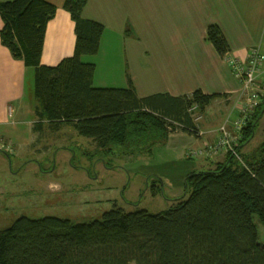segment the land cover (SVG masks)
I'll use <instances>...</instances> for the list:
<instances>
[{"label":"trees","instance_id":"trees-1","mask_svg":"<svg viewBox=\"0 0 264 264\" xmlns=\"http://www.w3.org/2000/svg\"><path fill=\"white\" fill-rule=\"evenodd\" d=\"M88 1L64 2L75 23L76 45L57 65L41 61L57 6L48 0L0 2L3 43L35 69L39 125L54 132L72 126L106 152L128 144L154 147L178 131L198 136L189 110L203 111L220 95L198 89L191 97L141 99L133 84L95 86L96 65L83 57L99 53L105 27L83 16ZM207 39L220 55L229 52L220 26L211 25ZM263 115L264 98L243 131L239 151ZM234 157L229 153L216 169L191 172L185 180L189 196L173 199L176 203L158 214L117 207L89 223L22 216L0 231V264H264V142L245 164Z\"/></svg>","mask_w":264,"mask_h":264},{"label":"crops","instance_id":"crops-1","mask_svg":"<svg viewBox=\"0 0 264 264\" xmlns=\"http://www.w3.org/2000/svg\"><path fill=\"white\" fill-rule=\"evenodd\" d=\"M48 1L57 6V12L47 26L41 61L57 65L74 54L75 23L64 7L65 0ZM83 16L105 27L99 53L94 58L83 57V61L96 65L95 86L115 87L107 86V80L103 83L99 75L101 62L112 67L113 60H107L114 58L126 80L116 87L133 84L141 99L156 94L191 97L198 89L220 95L203 111L197 106L189 110L198 136L178 131L161 143L166 155L176 162L177 176L172 179L170 175H155L162 188H168L170 201H174L185 193V180L191 172L211 169L213 163H222L228 157L223 152L209 162L191 158L188 153L206 141H216L225 121L231 119L232 128L239 116L234 106L241 83L228 60L246 61L253 49L264 53V0H89ZM211 25L220 26L228 41L230 50L224 56L207 39ZM2 27L0 15V33ZM259 80H264V66ZM37 105L34 67L15 58L0 35V139L13 144L21 165L40 160L45 150L56 148L55 144L40 147L44 135L56 132L47 124L39 125ZM90 141L93 150H99Z\"/></svg>","mask_w":264,"mask_h":264},{"label":"rangeland","instance_id":"rangeland-1","mask_svg":"<svg viewBox=\"0 0 264 264\" xmlns=\"http://www.w3.org/2000/svg\"><path fill=\"white\" fill-rule=\"evenodd\" d=\"M111 60L114 62L112 67L101 62L99 75L103 77V83L107 80V86H122L126 81L122 76L124 70L116 65L114 58L107 62ZM259 78L260 74L257 79L263 84L264 80ZM241 91L242 85L234 106V111L238 112ZM259 124L240 156L234 157L241 164L257 154L264 142L263 118ZM64 128L62 132L43 136L40 147L55 144L56 148L45 150L44 158L40 160H29L21 165L14 146L11 153L0 151V231L11 227L22 216L32 219L53 216L75 223H89L101 220L106 211L117 207L126 212L147 210L158 214L176 203L170 201L168 188H162L155 175H170L172 179L177 176L176 162L166 155L163 143L154 147L128 144L117 146L111 152L95 151L90 139L79 135L72 126ZM188 156L212 161L205 155ZM227 160L228 157L222 163ZM215 163L211 169L222 164ZM189 193L183 196H189ZM260 229L263 231L261 224Z\"/></svg>","mask_w":264,"mask_h":264},{"label":"built area","instance_id":"built-area-1","mask_svg":"<svg viewBox=\"0 0 264 264\" xmlns=\"http://www.w3.org/2000/svg\"><path fill=\"white\" fill-rule=\"evenodd\" d=\"M231 70L236 79L242 85L241 100L239 106V116L233 121L230 128L229 118L220 127V136L214 142L206 141L205 145L198 149H192L188 155L199 157L205 155L213 159L218 154L226 152L240 156L237 149L242 139L243 131L253 119L257 107L263 102L264 83L259 84L257 76L261 73L264 66V53L260 49H253L246 61L237 58L228 60ZM13 152V144L0 139V151Z\"/></svg>","mask_w":264,"mask_h":264}]
</instances>
